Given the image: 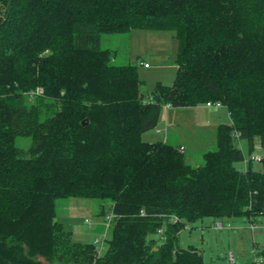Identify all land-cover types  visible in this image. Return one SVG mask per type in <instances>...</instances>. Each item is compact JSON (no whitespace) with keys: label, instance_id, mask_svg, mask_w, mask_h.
<instances>
[{"label":"trees","instance_id":"obj_1","mask_svg":"<svg viewBox=\"0 0 264 264\" xmlns=\"http://www.w3.org/2000/svg\"><path fill=\"white\" fill-rule=\"evenodd\" d=\"M134 29L176 32L172 85L143 92L138 64L103 48ZM208 103L232 122L202 163L143 139L166 107ZM257 136L264 148V0H0V264H205L184 228L264 215V156L236 166ZM69 197L110 203L104 253L57 220Z\"/></svg>","mask_w":264,"mask_h":264},{"label":"rangeland","instance_id":"obj_2","mask_svg":"<svg viewBox=\"0 0 264 264\" xmlns=\"http://www.w3.org/2000/svg\"><path fill=\"white\" fill-rule=\"evenodd\" d=\"M102 46L114 51L115 64H138L141 88L145 93L154 90L158 83L172 85L175 81L177 68L174 64L179 51L175 31L134 29L129 34L104 35ZM146 63L148 67L145 66ZM172 111L176 112L177 109ZM228 114L226 106H220L218 111H211L206 104H200L187 108L185 113L174 114L167 130L166 113L163 111L158 128L145 132L143 139L165 140L169 134L170 143L185 141L187 148L184 146L182 152L186 153L190 163L198 165L203 162L206 151L216 149V127L219 121L231 123ZM236 144L244 155L242 160L236 162L240 170L247 169L252 156H264V148L258 136L254 138L252 149L246 139H241ZM18 145L26 150L32 145V139L19 137ZM252 167L261 171L263 164L253 160ZM103 207L105 216L101 214ZM56 210L57 220L72 233L75 240L95 243L100 253H104L107 248L106 240L112 236L107 221L109 202L88 198H62L57 200ZM222 223L206 217L189 225L180 234V244L184 247L195 246L203 254L205 264H256L261 261L259 252L264 247V215L258 216L253 223L245 217L224 222V226ZM97 238L100 239L99 242H96Z\"/></svg>","mask_w":264,"mask_h":264},{"label":"crops","instance_id":"obj_3","mask_svg":"<svg viewBox=\"0 0 264 264\" xmlns=\"http://www.w3.org/2000/svg\"><path fill=\"white\" fill-rule=\"evenodd\" d=\"M146 64H148V63H146ZM174 65H175L176 68H177L176 63H175ZM146 67H148V66H146ZM220 106H222V105H219V106H208V105H207V107H208L211 111H218V109L220 108ZM189 108H192V107H189ZM172 110H175V109H173V108H171V107H166V108L164 109V112L166 113V119H165V122H166L167 130H168V128H169L170 118H172V116H173L174 114H176V113H185V112L187 111V108H184V109H177L176 112H174V111H172ZM183 111H184V112H183ZM222 116H223V115H222ZM228 116H229V118H230V121L232 122V120H231V116H230V113L228 114ZM218 118H220V117L218 116ZM222 118H223V117H222ZM226 118H227V116H226ZM220 120H221V119H220ZM219 122H220V123H219ZM219 122H218L217 127L219 126V124L223 123V122H221V121H219ZM217 127H216V137H217ZM165 140H167L168 142H170V135H169V134H167ZM146 141H147V139H146ZM149 142H153V141H149ZM173 144H174V143H173ZM176 145H177V146H185V148H187V144H186L185 141H180V143H177ZM97 239H98V238H97Z\"/></svg>","mask_w":264,"mask_h":264},{"label":"built area","instance_id":"obj_4","mask_svg":"<svg viewBox=\"0 0 264 264\" xmlns=\"http://www.w3.org/2000/svg\"><path fill=\"white\" fill-rule=\"evenodd\" d=\"M145 66H148V64H145ZM207 105H208V106H219V104H218V105H214V104H212V103H208ZM232 135H233L234 137H236V138H240V134H239L238 132H233ZM184 149H185L184 147H181V148H180L181 151H184ZM261 158H262L261 156H252V159H253V160H258V161H260ZM113 217H114L113 214H109V215L107 216L108 226H109V224H110V222H111V220H112ZM99 241H100V239H97V240H96V242H99Z\"/></svg>","mask_w":264,"mask_h":264}]
</instances>
